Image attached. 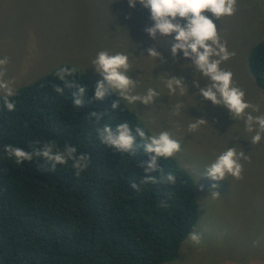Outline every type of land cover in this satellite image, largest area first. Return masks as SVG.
<instances>
[{
	"label": "trees",
	"instance_id": "1",
	"mask_svg": "<svg viewBox=\"0 0 264 264\" xmlns=\"http://www.w3.org/2000/svg\"><path fill=\"white\" fill-rule=\"evenodd\" d=\"M64 66L71 67L58 65L16 89L15 111L0 100V264L173 262L198 222L194 180L174 158H161L158 168L174 174L176 183H149L136 191L133 183L140 185L146 175L159 179L161 172L145 173L141 165L150 157L143 151L132 156L102 145L96 129L128 122L133 131L139 126L152 135L147 125L124 101L114 111L116 94L95 99L97 84L83 71L75 77L88 89L83 107L72 103L75 89L56 94L54 87H65L55 75ZM247 67L264 98V39L250 49ZM93 112L104 115L97 121ZM48 141L60 149L72 144L90 156L91 165L77 178L71 162L51 172L43 158L16 165L4 150L13 145L33 151Z\"/></svg>",
	"mask_w": 264,
	"mask_h": 264
},
{
	"label": "rangeland",
	"instance_id": "2",
	"mask_svg": "<svg viewBox=\"0 0 264 264\" xmlns=\"http://www.w3.org/2000/svg\"><path fill=\"white\" fill-rule=\"evenodd\" d=\"M206 14L229 51L236 53L221 67L233 73L246 101L260 106V113L253 114H264V98L247 67L250 49L264 39V0H238L236 14L222 21ZM153 23L149 10L140 4L132 9L128 0H0V58H10L5 78L14 81L16 90L68 64L97 84L103 78L91 68V61L98 52L129 55V74L137 80L134 94L153 87L160 97L153 106L126 105L152 135L168 130L180 141L182 150L174 159L194 180L200 204L193 232L201 235V243L194 245L187 236L175 260L166 264H264V139L252 145L243 121L233 120L226 108L198 94L194 81L199 80L200 87L208 81L187 67L191 61L182 52L174 59L168 46L159 42L165 38H150L145 29ZM149 47L162 54L163 62L146 58ZM165 73L183 77L189 94L170 96L161 79ZM176 103L184 105L179 116L171 115ZM191 119L208 124L189 133ZM228 147L251 157L250 162L241 161L243 179L211 181L204 176L205 169ZM213 183L219 187L213 189ZM214 191L220 197H211Z\"/></svg>",
	"mask_w": 264,
	"mask_h": 264
},
{
	"label": "clouds",
	"instance_id": "3",
	"mask_svg": "<svg viewBox=\"0 0 264 264\" xmlns=\"http://www.w3.org/2000/svg\"><path fill=\"white\" fill-rule=\"evenodd\" d=\"M128 3L132 9L140 4L150 11V19L154 23L153 26L147 27L145 32L152 40H157L158 37L165 38L159 42L168 46L174 59L182 52L183 57L191 61L187 67L195 69L200 78L208 81L205 87H200L199 80L194 81L199 89L198 94L206 101H211L214 106L226 108L233 120L243 121L245 132L250 134L248 141L252 145H258L264 139V114H253L260 113V106L247 102L246 93L234 83L233 73L221 67L236 53L229 51L227 42L222 40L217 25L206 14L211 13L219 21L226 17H233L238 11V0H128ZM147 53L146 58L163 62L162 54L155 47H149ZM9 62V57L0 58V100L7 111L13 112L16 110V103L11 99L16 95L14 81L5 78ZM91 65V68L103 78L97 82L95 99L103 100L105 97L116 94L119 99L112 105L114 111L120 108L121 101L134 106L138 104L153 106L160 97V93L153 87H148L145 94H134L137 80L132 79L129 74L132 71V65L129 55L125 53L113 54L102 50L91 61ZM78 72L79 68L75 65L59 68L55 75L65 87L56 86L53 90L56 94L63 95L65 88L75 89L72 92V103L75 107L81 108L85 103L88 89L76 82L75 77ZM161 79L170 96L178 94L184 97L189 94L183 77H170L165 73ZM183 107V103L174 104L171 115L179 116ZM103 115L93 112L91 117L99 121ZM206 124L208 122L205 119H191L188 132L195 133ZM96 131L102 145L113 147L122 154L130 153L136 156L138 151L147 154L150 160L141 165L146 174L161 172L159 179L146 175L140 185L133 183L132 187L136 191L140 190L141 185L149 183H176L175 175L171 172L165 175L164 171L158 168L157 163L161 158L165 160L174 158L182 150L180 141L174 139L168 130L148 135L139 126L133 131L128 122H121L116 124L115 128L105 124ZM4 150L8 158L14 160L16 165H22L25 161L32 163L34 160L43 158L45 161L43 168L51 172L56 170L57 165L64 166L71 162L77 178L91 165L90 156L78 151L72 144H65L63 149H60L55 142L48 141L33 151L13 145H6ZM250 160V155H246L244 150L228 147L206 167L204 176L214 182L227 180L228 177L242 180L244 165L241 161L250 162ZM218 187L219 183L212 184L213 189ZM211 197H220V194L214 191ZM188 240L194 245H199L202 237L192 232Z\"/></svg>",
	"mask_w": 264,
	"mask_h": 264
}]
</instances>
